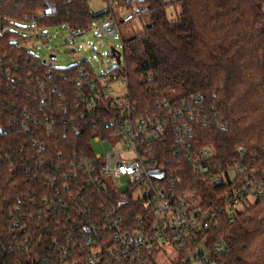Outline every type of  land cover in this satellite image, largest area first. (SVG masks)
<instances>
[{"label": "trees", "instance_id": "trees-1", "mask_svg": "<svg viewBox=\"0 0 264 264\" xmlns=\"http://www.w3.org/2000/svg\"><path fill=\"white\" fill-rule=\"evenodd\" d=\"M47 2L56 14L46 13ZM134 5L148 20L140 34L122 39V64L113 70L128 78L142 112L157 101L205 107L209 122L196 125L198 146L209 147L226 167L242 164L262 174L264 0H141L127 7ZM110 13L112 8L92 15L88 0H0V264H61L63 221L43 205L59 186L45 181L39 169L54 176L76 157L92 158L94 139L109 136L104 109L79 120L72 108L70 122L59 109L64 99L74 102L80 69L98 78L90 64L57 67L41 60L21 31L42 41L41 27L58 26L74 35ZM29 23L39 27L28 30ZM172 89L183 94L170 102L166 93ZM97 117L102 119L97 127L85 125ZM184 175L204 201L216 203L226 190L189 171ZM214 233L227 246L221 264H264V198L240 212L235 223L222 216Z\"/></svg>", "mask_w": 264, "mask_h": 264}, {"label": "built area", "instance_id": "built-area-1", "mask_svg": "<svg viewBox=\"0 0 264 264\" xmlns=\"http://www.w3.org/2000/svg\"><path fill=\"white\" fill-rule=\"evenodd\" d=\"M106 1L111 6H121L123 1L127 6L141 0ZM93 30L95 35L109 39L120 35L111 13ZM110 54L119 67L113 49ZM80 74L74 102L70 105L64 99L59 109L69 122L75 119L72 108L79 120L104 109L109 114L104 122L109 136L104 140L118 142L123 149L106 155L94 152L92 158L76 157L54 176L52 170L39 169L46 173L45 181L59 186L55 195L44 197L43 205L47 214L63 221L61 264H155L166 245L178 254L172 264H221L227 246L223 239L214 238V230L222 216L235 223L240 212L264 198V172L259 174L242 164L226 167L209 147L198 146L196 125L209 122L205 107L157 101L156 107L142 112L128 78L120 77L113 68L97 79L84 69ZM117 82L127 87L123 98L111 96V85ZM217 117L216 124L221 126L223 117ZM96 119L84 123L97 127L102 119ZM48 126L50 132L52 126ZM162 149L170 153H161ZM187 171L208 185L226 190L217 194L216 203L204 201L183 177ZM122 179L125 189H121ZM17 246L21 252L22 246Z\"/></svg>", "mask_w": 264, "mask_h": 264}, {"label": "rangeland", "instance_id": "rangeland-1", "mask_svg": "<svg viewBox=\"0 0 264 264\" xmlns=\"http://www.w3.org/2000/svg\"><path fill=\"white\" fill-rule=\"evenodd\" d=\"M88 6L92 15L101 14L107 10H111L120 28V35L114 34L110 39L107 37H99L94 34L95 28L99 19L91 23L90 28L86 34L75 37L69 30L61 27H41L39 34L43 35L42 39H37V34H30L29 32H22L28 37V47L31 53L48 63H52L57 67H69L83 61H87L95 74L101 75L108 69L115 67L116 62L111 57V50L123 51L122 40H126L135 34H140L144 24L148 20V16L143 14L142 8L134 5L133 9L127 7L122 3L121 6H111L106 0H88ZM139 10L141 12H139ZM28 30L39 27L37 24H26ZM23 26V27H25ZM1 27V25H0ZM48 38V39H47ZM111 96L123 98L127 94V87L122 82H117L111 85ZM183 92L180 90L167 91V99L170 102L182 96ZM100 139L99 142L94 141L92 144L93 151L99 155H106L108 152H122L123 147L120 143ZM130 158V156H127ZM127 187L124 179L121 182V189ZM177 251L170 245H166L155 258V264H172L177 258Z\"/></svg>", "mask_w": 264, "mask_h": 264}, {"label": "water", "instance_id": "water-1", "mask_svg": "<svg viewBox=\"0 0 264 264\" xmlns=\"http://www.w3.org/2000/svg\"><path fill=\"white\" fill-rule=\"evenodd\" d=\"M46 13L47 14H56L57 13V9L54 6H51L50 3H46ZM116 60H117V64L120 66L122 63V53L119 51H116L113 48Z\"/></svg>", "mask_w": 264, "mask_h": 264}]
</instances>
